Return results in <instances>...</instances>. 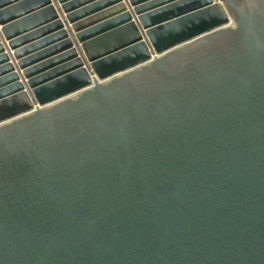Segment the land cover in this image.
Segmentation results:
<instances>
[{"label": "water", "instance_id": "water-1", "mask_svg": "<svg viewBox=\"0 0 264 264\" xmlns=\"http://www.w3.org/2000/svg\"><path fill=\"white\" fill-rule=\"evenodd\" d=\"M0 264H264V0H0Z\"/></svg>", "mask_w": 264, "mask_h": 264}]
</instances>
